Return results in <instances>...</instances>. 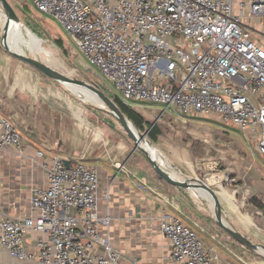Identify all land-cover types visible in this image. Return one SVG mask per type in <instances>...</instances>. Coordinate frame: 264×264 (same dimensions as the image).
<instances>
[{
    "label": "built area",
    "instance_id": "2783aa9c",
    "mask_svg": "<svg viewBox=\"0 0 264 264\" xmlns=\"http://www.w3.org/2000/svg\"><path fill=\"white\" fill-rule=\"evenodd\" d=\"M52 17L131 108L160 105L184 117L214 116L257 138L264 157V0H31ZM21 153L22 135L0 116V149ZM36 156L44 157L41 150ZM48 184L32 190L29 212L0 218V246L36 264H122L98 212V174L82 162L42 163ZM141 187V186H139ZM144 189V187H141ZM160 231L178 264L216 256L178 216L162 212ZM29 232H39L31 247Z\"/></svg>",
    "mask_w": 264,
    "mask_h": 264
},
{
    "label": "crops",
    "instance_id": "0c3cea01",
    "mask_svg": "<svg viewBox=\"0 0 264 264\" xmlns=\"http://www.w3.org/2000/svg\"><path fill=\"white\" fill-rule=\"evenodd\" d=\"M68 88L0 45V116L21 133L23 148L20 154L0 149V218L28 214L32 190L48 184L42 163L57 157L97 172L99 216L109 218L110 243L122 264H178L161 235L163 211L198 234L216 256L214 264H264L263 252L239 243L216 223L200 191L160 178L113 117L84 96L87 108L77 98L81 93ZM134 109L150 124L147 138L156 128L149 146L160 165L177 178H200L213 192L219 219L247 242L264 246V157L257 138L212 115L184 117L160 105ZM39 236L29 232L27 246ZM0 264L36 263L11 258L0 246Z\"/></svg>",
    "mask_w": 264,
    "mask_h": 264
},
{
    "label": "rangeland",
    "instance_id": "374dc122",
    "mask_svg": "<svg viewBox=\"0 0 264 264\" xmlns=\"http://www.w3.org/2000/svg\"><path fill=\"white\" fill-rule=\"evenodd\" d=\"M7 1L17 15V21L25 33L26 43L23 47L25 56L43 61L46 65L54 67V69L69 77L87 82L93 81L99 86V90L104 91L107 96L110 98L114 96L106 81L93 68L91 70L86 68L87 62L81 55L79 48L52 17L37 11L31 0ZM3 23L4 16L0 7V45L2 47H4L2 40ZM255 27L264 31V19H257ZM77 98L82 100L87 108L90 105L88 101L100 106L90 97L86 96L85 98L84 95L80 94ZM84 98L88 101H85ZM146 130L147 128L144 127L142 133ZM146 139L150 144L149 138L146 137ZM132 144H134V141ZM137 152V156L147 162L142 150L138 148Z\"/></svg>",
    "mask_w": 264,
    "mask_h": 264
},
{
    "label": "water",
    "instance_id": "95a60500",
    "mask_svg": "<svg viewBox=\"0 0 264 264\" xmlns=\"http://www.w3.org/2000/svg\"><path fill=\"white\" fill-rule=\"evenodd\" d=\"M0 7L3 12L4 16V23H3V31H2V40L4 44V48L8 51L11 55H13L18 60L29 64L33 68L37 69L46 77L50 78L57 84L65 85L73 90V88L77 87L78 89H83L89 92L91 95L96 96L102 103L99 110L106 112L108 115L113 117L125 130L129 138L134 141L135 148H139L143 151L146 159L148 160L150 166L154 170V172L162 178L164 181L186 188H193L200 191L209 201L210 203V213L214 215V220L216 223L225 230L229 235H231L236 241L239 243L247 246L248 248L261 251L264 253V246L251 244L244 240L235 230L231 229L228 225L223 223L219 217L217 216V212L215 209V201L212 190L205 185V183L200 178L190 177V178H177L173 174L167 172L159 163L157 157L153 154L149 143L146 140V132L141 133L139 129H137L129 119L123 115V113L118 109L115 103L108 98L101 90H99L98 86L93 82H86L80 79L70 78L59 71L49 67L48 65L42 63L39 60L33 59L29 56H25L23 51L18 52L16 49H12L8 44V33H9V25L8 20L13 19L17 21V15L15 14L13 8L9 4L7 0H0ZM82 93V92H80ZM138 136V140H135V136ZM143 145V146H142ZM66 166H69L67 161H64Z\"/></svg>",
    "mask_w": 264,
    "mask_h": 264
},
{
    "label": "bare ground",
    "instance_id": "6f19581e",
    "mask_svg": "<svg viewBox=\"0 0 264 264\" xmlns=\"http://www.w3.org/2000/svg\"><path fill=\"white\" fill-rule=\"evenodd\" d=\"M8 25H9V33H8V44L12 49H16L18 50V52L23 51V47L25 46L26 43V39L24 36V32L22 30V27L20 25V23L16 22L13 19H9L8 20ZM73 91L76 93H81V95H84L85 97H90L91 99H93L95 102L99 103L100 106L101 105V101L94 95H91L89 92H87L86 90L83 89H78L77 87L73 88ZM97 106V107H100ZM135 140H138V136L135 135ZM143 146V145H142Z\"/></svg>",
    "mask_w": 264,
    "mask_h": 264
},
{
    "label": "trees",
    "instance_id": "16d2710c",
    "mask_svg": "<svg viewBox=\"0 0 264 264\" xmlns=\"http://www.w3.org/2000/svg\"><path fill=\"white\" fill-rule=\"evenodd\" d=\"M113 102L118 107V109L125 115L129 121L142 133L143 128L146 126L147 128L150 127V124L147 125L144 123L143 118L141 115L133 108L128 106L127 104L123 103L117 96L112 97ZM156 128L152 126L147 134L149 139L153 140L155 135Z\"/></svg>",
    "mask_w": 264,
    "mask_h": 264
}]
</instances>
